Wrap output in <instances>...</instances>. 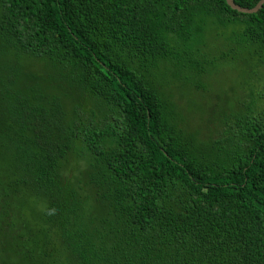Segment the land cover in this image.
I'll use <instances>...</instances> for the list:
<instances>
[{
	"label": "trees",
	"instance_id": "16d2710c",
	"mask_svg": "<svg viewBox=\"0 0 264 264\" xmlns=\"http://www.w3.org/2000/svg\"><path fill=\"white\" fill-rule=\"evenodd\" d=\"M239 55L264 68V4L0 0V264H264V106L198 138L163 90Z\"/></svg>",
	"mask_w": 264,
	"mask_h": 264
},
{
	"label": "rangeland",
	"instance_id": "374dc122",
	"mask_svg": "<svg viewBox=\"0 0 264 264\" xmlns=\"http://www.w3.org/2000/svg\"><path fill=\"white\" fill-rule=\"evenodd\" d=\"M222 32H207L206 48H201L205 54L203 59L212 60L220 53L226 54L227 48L223 41L225 36H221ZM236 58L230 62H219L216 59L208 65H203L205 74L192 82L166 79L163 90L172 96L177 106L182 129L197 133L198 138H216L220 135L223 117L238 112L251 100L258 108L264 106V68L244 55ZM24 65L34 73L46 72L43 65L34 61L25 59ZM65 103L67 105L68 102ZM2 163L0 159V168ZM63 171L65 176L73 175L76 171H85V164L76 159H69ZM15 208L19 216L29 214L30 210H38V206L31 199L23 205L16 201Z\"/></svg>",
	"mask_w": 264,
	"mask_h": 264
},
{
	"label": "water",
	"instance_id": "95a60500",
	"mask_svg": "<svg viewBox=\"0 0 264 264\" xmlns=\"http://www.w3.org/2000/svg\"><path fill=\"white\" fill-rule=\"evenodd\" d=\"M226 5L231 9L234 10L238 13L241 14H254L256 13L258 10H260V8L262 7V5L264 4V0H259L255 6L251 9H245V8H241L237 5H235L233 3V0H225Z\"/></svg>",
	"mask_w": 264,
	"mask_h": 264
}]
</instances>
